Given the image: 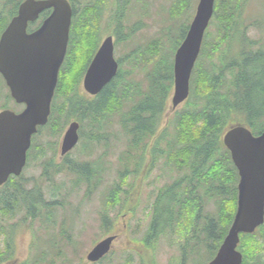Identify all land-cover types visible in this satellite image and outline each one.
<instances>
[{
	"label": "trees",
	"instance_id": "16d2710c",
	"mask_svg": "<svg viewBox=\"0 0 264 264\" xmlns=\"http://www.w3.org/2000/svg\"><path fill=\"white\" fill-rule=\"evenodd\" d=\"M127 2L120 0L118 4L120 15L115 21L114 32L119 42L134 36L136 31V27H126L122 20L119 21ZM186 2L178 0L170 11L184 12ZM246 2L215 1L213 21L210 22L213 29H207L204 35L190 79L189 100L185 108L169 117L164 130L160 127L174 86L173 57L189 25L179 27L181 35L174 42L176 48L170 56L167 55L170 46L163 45L157 37L148 38L143 46L130 49L127 58L130 63L141 61L143 50H147L148 55L157 56L155 65L150 61L153 68L149 71L148 90L134 73L128 74L123 66L98 96H87L81 90V128L86 123L93 128L106 118L118 116L121 129L130 137V155H134L135 161L137 156H142L141 148L160 130V136L154 139L152 146V163L161 159L169 169L176 168L179 173L174 181H167L154 195L146 240L161 233L180 235L181 264L191 259H195V264H206L213 259L237 210L239 174L231 152L223 143L224 133L231 125L239 123L247 125L255 135L264 130V40L249 35V27L253 24L245 23L243 10ZM102 9L92 5L80 9L73 4L69 52L60 81L65 79L70 83L74 79L76 83L80 76L82 79L102 34ZM163 34L169 41L172 39L170 26L163 29ZM235 37L239 40V53L230 59L227 50ZM216 55L219 62H211ZM73 91L72 88L67 90L69 94ZM62 167L72 173L78 172L75 171L77 166ZM101 168L94 161L81 163V184H87L89 194L100 185ZM48 170L45 162L44 171L47 172L36 179L34 186L6 184L2 198L4 204L1 205L5 215L11 214V207L20 209L24 219H35L44 214L40 209L44 205L40 184L45 178H52L53 173ZM128 174L126 166H122L119 171L121 178ZM121 187L120 183L112 186L107 196L109 207L120 204ZM102 217L106 224L110 221L106 214ZM63 235L67 233L63 232ZM69 243L74 248L78 242L71 240ZM238 250L243 254L242 264H264V223L254 233H241ZM111 255L95 264L103 263ZM12 256L7 248L6 258ZM125 264H130L129 259Z\"/></svg>",
	"mask_w": 264,
	"mask_h": 264
},
{
	"label": "rangeland",
	"instance_id": "374dc122",
	"mask_svg": "<svg viewBox=\"0 0 264 264\" xmlns=\"http://www.w3.org/2000/svg\"><path fill=\"white\" fill-rule=\"evenodd\" d=\"M80 1H83L84 4L76 3L77 7L85 9L84 5L86 2L95 3L97 0ZM105 1L106 6H103L102 9L100 30H102L103 36H109L112 31L110 24L116 21L120 12H118V7H114L113 0ZM123 1H128V5H124L123 9L126 10L119 17V21L122 20L126 27L131 24V26L136 27L135 35L144 34L148 38H160L163 41V45L170 46L167 49L168 56L176 48L174 42L180 38L179 27L191 24L199 3V0H187L183 9L184 12H181L183 13L181 15V13L178 14L175 11H170V7L177 3L178 0ZM243 15L247 20L245 23L248 25L253 24L249 27V35L253 38L264 40V0H247ZM211 21L213 20L211 19ZM143 25L144 28L141 29ZM167 26H170L172 31V39L170 41L163 34V29ZM211 29H213L212 26L208 28V31H211ZM216 34L217 31L214 33L213 38ZM118 35L120 36V34ZM121 36L124 37V34ZM239 48V40L235 37L231 41V47L227 50L228 57L232 59L234 56H237ZM115 56H118L117 52ZM156 57L148 55V59L154 65ZM173 58H175V53ZM217 58L216 55L213 61H209L218 63L219 60ZM151 63L149 62L150 66ZM4 91H6L5 87ZM172 94H174V87L169 98H172ZM169 98L167 100V114L164 122L166 124L169 121V117L185 108L189 100V98L186 99L181 105L174 108L172 107V100ZM1 104L2 101H0V108ZM118 120V116L106 118L102 122L97 123L93 128L86 123L81 128L82 131L84 130L85 136L81 138V143H78L70 154L71 159L74 161L81 160V163L94 161L102 167L100 171L101 181L97 190L89 194L87 184L82 182L81 192H73L69 187V181L74 178L73 173L68 170L66 171L62 166H58L52 178H45L46 180L43 178L45 181L43 180L40 184L45 199L43 204L48 201L54 203L60 202V204L55 203L54 207L50 209V214H52L51 221L54 223L56 229H52L50 220L46 218L45 214H42L41 218L36 217L32 219L28 217L24 219L20 209L14 210L15 207H11V214H0V226L10 229L7 232H0L1 250L9 248L10 252L14 255L12 257L18 258L20 261L19 264H33L35 263V259H40L43 261V264H46L47 259L51 257L49 253L52 248L64 249L65 257L70 256V258H73L66 264H79L80 262L81 264H95L86 259L87 253L101 239L108 235H115L116 239L113 243L111 258L101 264H125L128 263V259L130 264H181L182 254H180L178 248V243L181 241L180 235L176 233L161 234L149 241L146 240L151 221V204L154 200V195L167 181H174L179 170L176 168L169 169L160 160L159 164L149 173L145 174V171H141L122 179L119 171L127 163L132 149L128 145L125 132L121 129ZM60 123H62V120H59V125ZM164 123L161 125L160 130L165 129L166 126L164 125L166 124ZM48 129V126H44L42 129L43 133L37 136L36 142V151L41 153L42 157L48 156L47 158H49L50 153H53L51 144L53 147L56 146L54 144L55 139L51 137ZM64 130L65 128L63 127L60 133H58L60 138ZM89 135L92 138H88ZM153 141L154 139L151 138L149 145ZM41 156L39 155L38 160L35 161L38 164L37 166L34 164L24 171V177L29 178L41 174V167L39 166L42 163ZM115 183L121 184L122 193L120 204L113 209L107 204V196ZM88 194L89 196L87 197ZM80 199L81 208L79 203L77 205ZM69 201L72 203H69ZM132 201L135 204L137 202L138 208L134 209L133 214L129 211L130 209L124 212V206L131 205ZM47 209L48 207H43V212H46ZM102 214H106L108 220H110L107 221V224ZM62 221H66V223L61 224ZM42 224L48 226L50 231L45 232L44 229L41 230L44 227ZM59 226L70 227L72 230L66 232L67 235L57 234L56 230ZM71 240L78 242L74 247L75 256L73 255V246L69 243ZM56 243L57 246L55 245ZM54 258H56L57 263H61L63 260L61 256H57L56 254ZM193 260L195 259L186 261L185 264H195Z\"/></svg>",
	"mask_w": 264,
	"mask_h": 264
},
{
	"label": "water",
	"instance_id": "95a60500",
	"mask_svg": "<svg viewBox=\"0 0 264 264\" xmlns=\"http://www.w3.org/2000/svg\"><path fill=\"white\" fill-rule=\"evenodd\" d=\"M215 1L199 0L187 34L175 53L174 108L189 97L192 70L214 15ZM50 7L54 10L43 27L27 34V22ZM72 17L68 0H26L1 38L0 71L13 97L27 106L18 114L11 110L0 112V185L11 174L22 172L32 134L48 122L59 70L67 53ZM118 68L113 36H108L86 71L85 90L97 95L116 77ZM78 128L77 122L70 124L63 139V154L77 144ZM223 143L239 172L237 210L226 237L207 264H242L243 254L238 250L241 233H254L264 223V130L254 135L245 124L231 125ZM115 239V235H108L98 241L86 259L99 261L112 250Z\"/></svg>",
	"mask_w": 264,
	"mask_h": 264
},
{
	"label": "flooded vegetation",
	"instance_id": "af4514ba",
	"mask_svg": "<svg viewBox=\"0 0 264 264\" xmlns=\"http://www.w3.org/2000/svg\"><path fill=\"white\" fill-rule=\"evenodd\" d=\"M25 1L26 0H0V42H1V38L3 37L4 32L6 31V29L11 24V21L13 20V18L19 15L20 7ZM68 1L71 4L72 8H73V4H75V5H76V3L81 4V5L84 4V2L80 1V0H68ZM97 1H100V3ZM97 1L95 3L86 2V4L84 6L86 7V6L92 5V6H95L98 8H103V6H106L105 0H97ZM113 4H114V7L116 6V8H117L119 1L113 0ZM53 10H54V7L44 9L39 13L38 17L35 20H29L27 22V25H26L27 34H33L37 31H39L43 27V25L45 24V20L50 17ZM194 15H193V17H194ZM110 25H111L112 31H111V35H109V36H113L114 56H115L116 52L118 53V56L117 57L115 56V58L119 64L118 72L121 69V67L123 66L124 68H126L125 70H126V72H128V74H130V72L134 73L136 78L140 79L138 81L142 82V86L148 90L149 81H150L149 71L151 70V68H153L152 65L150 66L148 64L150 62V59H148V51L143 50V52L141 54V56H142L141 61H137V62L132 61L130 63L129 59H127L129 57L128 54H129L130 49L139 47L140 45L143 46L145 41H147L148 37H146L144 34H138V35L131 36L129 39H127L125 41L119 42L117 35L114 32L115 22H112ZM144 25L141 27L142 29L144 28ZM71 29H72V24H71V28H70V35H71ZM106 37H108V36H105V35L103 36V34H101L98 37V45L95 49V52L92 54V57H91L88 65L84 71V74L82 76V79L80 76L79 79H76V81L78 80L76 83H74V79L70 83H66L65 79H61V81H60L59 77H58L57 86L55 88V92H54L52 102H51V113L49 115V119H48V122L46 124L49 127V129H48L49 134L51 135V137H53L55 139L54 144L56 146L53 147L51 144V150L53 153H50L49 158H47L48 156L42 157L41 153L36 151L37 150V145H36L37 136L39 134L43 133V130H40L41 126H39L37 132L33 133L31 136V144H30V147L28 148V150L26 152V162L23 166L22 172L19 175L11 174L9 176V178L7 179V181L5 183H3L2 185H0V189H1L0 190V214L5 215L4 209H1V205L4 204V202L2 201V198L4 197L6 184H9V183L15 184L16 183V184H21V185H26V186H34L36 184V179L38 180V178L41 177L42 173L47 172V171H44L45 162H46V164H48V167H49L48 172L53 173V175H54V171L58 168V166H64V165L65 166L66 165L67 166H71V165L77 166V169L75 171H78V172H75L72 174V175H74V178H72L69 181V183H70L69 187H70V190H72L73 192H79L81 190V175H80L81 170H79V168H81V160H79V161L72 160L70 157V154H71L72 150H74V148L77 146V144L81 143V138H83L82 134L84 133V131L82 133V129H81V107L79 106L81 103V90H82L83 94H86L87 96H90V97H96L99 95V93L97 95H92V94L88 93L84 88L83 82H84V77H85L86 71H87L93 57L95 56V54L99 50L100 46L102 45V43ZM69 44H70V39L68 42L67 53L65 55V58L61 64V67L59 70V76H60L61 70L63 69V67L65 66V64L67 62V54L69 52ZM117 75H118V73H117ZM130 77L132 78V76H130ZM4 87H5L6 91H4ZM1 88H3V89H1ZM68 88L69 89L72 88V90H74V91L69 94L67 92ZM169 99L172 100L171 97ZM0 101H2V104H1L2 106L0 108V112L3 110H11V111L18 114V113H21L27 106L26 103L18 102L16 100V98L13 97V95L11 93V89H10L9 85L7 84V80L1 71H0ZM73 101H77V102L72 103ZM166 114H167V112H166ZM59 120H62V123H60V125H59ZM72 122H77L79 125V128H78L79 139H78L77 144L72 149H70L68 152L63 154V151H62L63 139H64L66 131L68 130V128ZM164 122H165V119L162 122V124ZM164 124H166V123H164ZM63 127L65 128V130L62 134V137L60 138V136H58V133H60V130H62ZM159 134H160V130L157 133V135H155L153 137V139L160 136ZM125 137L127 138V142L129 145L130 144V141H129L130 137L127 135ZM153 143H154V141H153ZM153 143L152 144L150 143V145H149V143H147L143 148H141L142 156H137L136 161L134 159V155L129 156L128 161L125 164L127 171L129 173L128 175H135L137 172H141V171H145V174H147L151 170H153L157 164H159V163H152L151 151H152ZM39 155L42 157V163L39 164V166L41 167V174L38 176L34 175L32 177H29V178L24 177V171L28 170V168H30L31 166L36 164L35 161L38 160ZM80 155H81V153H80ZM76 162H78V163H76ZM37 165L38 164H36L35 166H37ZM45 173H44V175H45ZM72 197H73V195H72ZM55 203L60 204L59 201H57ZM55 203L51 202V201L46 202L43 205V207H48L46 212H43V207H40L42 212L45 214L46 218L48 220H50V224L52 225V229H54V230L56 228L54 227V223L51 221L52 214H50V209L54 207ZM61 203H63V202H61ZM69 203H72V202L69 201ZM78 203H79V206L81 208V199H80V201L77 202V205H78ZM136 207L138 208L137 202L135 204L132 201L131 205L124 206V212L126 210L130 209L129 211L131 212V214H133V211ZM41 216H43V215H41ZM41 216H40V218H41ZM65 223H66V221L61 222V224H65ZM43 226L44 227L41 228V230L44 229L45 232L50 231L48 229V226H46V225H43ZM9 230L10 229H8V228L6 229L5 226H0V232L1 233H3L2 231L7 232ZM70 230H72V228L59 226L56 231L58 232L57 234H63V232H69ZM161 234H159V235H161ZM156 236H158V235H156ZM153 237H155V235ZM55 245L57 246V243ZM6 250H7V248L6 249L4 248V250L0 249V264H19L20 261L18 260V258H15V257L6 258ZM72 250H73V255L75 256L76 252L74 251V248ZM49 254L51 255V257L49 259H47L46 264H66L73 259V258H70V256L65 257L64 249L52 248V250ZM55 254L57 256H61V258H63L61 263H57L56 258H54ZM34 262L35 263H33V264H41V263L43 264V261L40 259H35ZM79 264H81V262Z\"/></svg>",
	"mask_w": 264,
	"mask_h": 264
}]
</instances>
